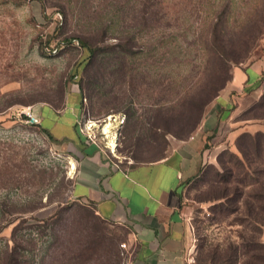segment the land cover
I'll list each match as a JSON object with an SVG mask.
<instances>
[{
	"label": "rangeland",
	"instance_id": "obj_1",
	"mask_svg": "<svg viewBox=\"0 0 264 264\" xmlns=\"http://www.w3.org/2000/svg\"><path fill=\"white\" fill-rule=\"evenodd\" d=\"M226 4L231 9L224 13ZM220 18L230 21L218 39ZM263 21L264 0H0V264L131 259L125 232L74 201V147L42 123L43 109L62 111L68 97L79 105L82 97L85 134L120 158L153 160L192 128L181 123L190 109L186 100L223 84L219 95L234 94L233 121L241 131L219 164L185 191L195 264L252 262L230 261V254L240 247L246 255L259 237L246 209L255 203L245 195L255 187V172L264 171V151L238 140L264 136ZM234 30L257 31L258 40L240 46L227 37ZM78 39L101 51L89 64ZM251 69L261 74L260 88L233 90L234 75ZM257 218L264 221V214Z\"/></svg>",
	"mask_w": 264,
	"mask_h": 264
},
{
	"label": "crops",
	"instance_id": "obj_2",
	"mask_svg": "<svg viewBox=\"0 0 264 264\" xmlns=\"http://www.w3.org/2000/svg\"><path fill=\"white\" fill-rule=\"evenodd\" d=\"M260 76L255 69L240 70L233 90L256 92ZM71 97L62 111L43 109L47 116L41 119L57 139L74 147V201L125 232L128 264H194L196 240L185 191L217 166L221 152L238 138L234 94L224 91L189 138L169 140L163 156L144 161L120 158L82 134L81 105Z\"/></svg>",
	"mask_w": 264,
	"mask_h": 264
},
{
	"label": "trees",
	"instance_id": "obj_3",
	"mask_svg": "<svg viewBox=\"0 0 264 264\" xmlns=\"http://www.w3.org/2000/svg\"><path fill=\"white\" fill-rule=\"evenodd\" d=\"M224 7H225L224 10H223L224 13H226L228 11V9H231V5L230 4H226ZM229 21H230V19H221V18L217 19V22L214 24V34H215L216 38L219 39V36H221V33H222V32L219 33V29L223 30L224 26H226V25L228 26L229 25ZM249 26H251V25H249ZM261 26H262V28L259 31V35L264 32V21H263ZM240 31H244V30L242 29ZM256 32H255V34L254 33H245V34H243V33L239 32L237 30H234L232 33L227 35V37L231 36L232 39H234V38L237 39L238 38L239 41H240V46H241V44H243V46L250 47V44L252 42H257V40H258V37H257L258 35H256ZM246 38H248V40H246ZM259 38H260V36H259ZM68 41L70 42L69 44H72V42H73L72 39H70ZM78 41L83 45V47L86 48L85 51L88 53L87 60H86L87 64H89L88 62H91V61L95 60L99 56V53L101 52L100 49H97V48L91 46L86 40L78 39ZM256 88L259 89L260 88V84ZM213 89L214 88L209 86L208 89L205 92L197 95L196 98H192L191 100H188V99L186 100L187 101L186 104H187L188 107H190V109L188 110V115H184L182 117V119H181L182 122L181 123L185 124V125L186 124L187 125L192 124V128L188 131V135H187V137H185V139L189 138L200 127V125L203 122V119H204V116H205L207 108L214 101H216L220 97L219 94H220L221 91H223L225 89V85L223 84L219 88H216L215 90H213ZM80 104H81V106L83 104L82 97H81V103ZM185 116H187V118L183 119ZM150 126L153 129H157V131H161V132L164 131L161 128H158V127L154 126V124L152 125L150 123ZM44 132L51 139H53V136L51 135V133H48L47 131H44ZM258 138H261V139L264 140V136L260 135V134H258L256 136H251L249 134H243L239 138L238 141L241 142V141L247 139V140H250L253 143H258L255 146V152H257V154H259V153L264 151V147H261L259 145V142H258L259 139ZM180 140H184V139L180 138ZM238 149H240L239 150L240 153L243 154V151H242L240 146H238ZM165 151H166V149H165ZM165 151L163 152V154L161 156L164 155ZM135 159H137V158H135ZM262 163H263L262 166L264 168V162H262ZM220 164H222V159H220ZM255 173L258 176V178H257L258 180L254 181L255 182L254 183L255 187H250L249 186L250 187V194L249 195H248V193L246 195L244 193H242V194L245 195V198L252 199V201L255 203V205L257 204V206H260V207H257V208L259 209L260 214L261 213L264 214V179L262 180V177H264V171L263 170L262 171L257 170ZM257 186H260V189L258 191H254L255 192L254 193L253 189L257 188ZM249 187H246V188H248V190H249ZM242 194L238 198L239 202H240V200H242ZM255 205H253L252 203H247L246 204V209L248 210V218L257 227L255 229L259 233V237H258L259 239L257 237H255L251 241V246L249 247V250H248L247 245H245L244 250H246V249L248 250L246 255L245 254L242 255L240 247L231 248V252L232 253L230 254L231 255L230 256V261L237 262L238 260L240 261L242 256H246V257H248V259H250V260L252 259V262H250V263L247 262L246 264H264V244L261 241V238H262V235H263V231H264V221H261V220L258 221L257 217L260 216V214L255 211L256 210ZM80 208L81 209H84V208L90 209L88 206H85V205H81ZM237 212L241 213V208L240 207L237 209ZM93 214H94V212H93ZM94 216H95V214H94ZM250 248H252V249L250 250ZM252 250L254 252L253 256H251V253H253Z\"/></svg>",
	"mask_w": 264,
	"mask_h": 264
},
{
	"label": "built area",
	"instance_id": "obj_4",
	"mask_svg": "<svg viewBox=\"0 0 264 264\" xmlns=\"http://www.w3.org/2000/svg\"><path fill=\"white\" fill-rule=\"evenodd\" d=\"M30 118H31L33 121L36 122V119H34V117L30 116ZM82 134L86 135L87 138H88L89 140H91V141H96V142H97L96 137H94L93 135H91V134H85L83 131H82ZM124 248H126V247L124 246ZM192 263L195 264V260H194V259L192 260Z\"/></svg>",
	"mask_w": 264,
	"mask_h": 264
},
{
	"label": "bare ground",
	"instance_id": "obj_5",
	"mask_svg": "<svg viewBox=\"0 0 264 264\" xmlns=\"http://www.w3.org/2000/svg\"><path fill=\"white\" fill-rule=\"evenodd\" d=\"M125 119H126V118H125ZM111 123H112V122H111ZM111 123H110V124H111ZM104 125H105V124H104ZM94 126H95V125H94ZM113 127H114V126H113ZM110 128H111L110 125L105 126V129H104V134H105V135L108 136V135L110 134ZM113 129H114V128H113ZM112 133H113V132H112ZM105 135H104V136H105ZM112 140H113V139H112ZM115 142H116V141H115ZM118 143H119V142H118ZM112 147L114 148L115 145H112ZM117 148H118V147H117ZM111 150H112V149H111ZM115 151H116V150H115Z\"/></svg>",
	"mask_w": 264,
	"mask_h": 264
}]
</instances>
